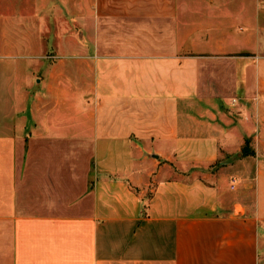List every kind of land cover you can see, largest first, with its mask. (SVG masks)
<instances>
[{"label":"crops","instance_id":"0c3cea01","mask_svg":"<svg viewBox=\"0 0 264 264\" xmlns=\"http://www.w3.org/2000/svg\"><path fill=\"white\" fill-rule=\"evenodd\" d=\"M38 15L52 44L0 83V264H261L264 0Z\"/></svg>","mask_w":264,"mask_h":264},{"label":"rangeland","instance_id":"374dc122","mask_svg":"<svg viewBox=\"0 0 264 264\" xmlns=\"http://www.w3.org/2000/svg\"><path fill=\"white\" fill-rule=\"evenodd\" d=\"M40 1L0 0V83L3 84L4 91L7 93L12 90V87H18L16 79L18 73L23 75L28 73L29 69H34L35 62L39 59L37 53L40 48L52 44L49 37L47 42L45 39L41 40L42 18L38 15L36 19ZM45 23L47 26H52L55 19L52 20L51 16L47 15ZM46 50L49 51L50 48ZM0 93H2L1 84ZM242 196L247 203L246 213H251L252 196L249 193H243ZM237 209L241 208L238 206ZM259 260L261 264H264V236H261L260 240Z\"/></svg>","mask_w":264,"mask_h":264},{"label":"trees","instance_id":"16d2710c","mask_svg":"<svg viewBox=\"0 0 264 264\" xmlns=\"http://www.w3.org/2000/svg\"><path fill=\"white\" fill-rule=\"evenodd\" d=\"M242 153L244 155H248V154H251L252 153L251 148L248 146V140L245 141V145L243 147Z\"/></svg>","mask_w":264,"mask_h":264},{"label":"built area","instance_id":"2783aa9c","mask_svg":"<svg viewBox=\"0 0 264 264\" xmlns=\"http://www.w3.org/2000/svg\"><path fill=\"white\" fill-rule=\"evenodd\" d=\"M234 182H235V179L232 178L231 181H230V188H233L234 187Z\"/></svg>","mask_w":264,"mask_h":264}]
</instances>
